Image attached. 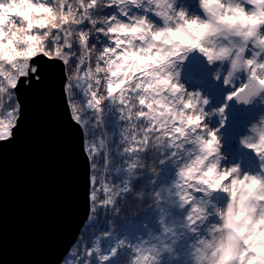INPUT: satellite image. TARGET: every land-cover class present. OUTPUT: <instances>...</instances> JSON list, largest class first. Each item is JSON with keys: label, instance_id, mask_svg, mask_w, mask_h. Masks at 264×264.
<instances>
[{"label": "clouds", "instance_id": "obj_1", "mask_svg": "<svg viewBox=\"0 0 264 264\" xmlns=\"http://www.w3.org/2000/svg\"><path fill=\"white\" fill-rule=\"evenodd\" d=\"M0 5V68L41 25L72 45L70 104L95 182L78 264H264V0Z\"/></svg>", "mask_w": 264, "mask_h": 264}, {"label": "water", "instance_id": "obj_2", "mask_svg": "<svg viewBox=\"0 0 264 264\" xmlns=\"http://www.w3.org/2000/svg\"><path fill=\"white\" fill-rule=\"evenodd\" d=\"M69 119L53 86L29 100L17 139L0 143V264H62L91 215L86 134Z\"/></svg>", "mask_w": 264, "mask_h": 264}, {"label": "snow or ice", "instance_id": "obj_3", "mask_svg": "<svg viewBox=\"0 0 264 264\" xmlns=\"http://www.w3.org/2000/svg\"><path fill=\"white\" fill-rule=\"evenodd\" d=\"M2 7L4 6L0 5V8ZM110 7L114 9L116 5L113 4ZM129 16L130 13L124 11L119 13V17L125 22H127ZM85 23H87V20ZM110 23L115 24V20L110 21ZM133 23L135 24L137 21H133ZM190 23L194 24L195 21ZM111 32L116 33L117 28H111ZM80 35L85 42L92 39L85 37L83 33H80ZM155 35L158 38L160 34L156 33ZM17 39L22 41L23 48H17L15 44H12L15 55L5 53L4 56L8 61V65L7 68H0V101L7 99L6 105L0 103V143L4 145L14 142L20 134L25 118L26 105L29 100L36 95L49 91L53 86H55L57 91L59 104L67 113L68 118L70 114V123L75 121L76 124L80 125L78 123L79 118L75 115L70 104V83L67 74V65L70 60L65 53L72 45L69 43L68 34L63 32L59 27H53L51 31H48L41 25L40 32L36 34L27 33L23 37L17 36ZM119 43V40L112 42L106 51L109 53H113L114 50L118 51L116 45ZM2 44L3 41L0 40V45ZM168 82V77H162L159 81V83L164 85H168ZM175 88L179 90L178 85ZM204 103H207V101H204ZM188 106H191V101H188ZM198 119V117H188V122L189 124H194ZM182 131L183 129L181 128L176 129L177 133H181ZM210 135L214 139L216 134L210 133ZM81 152L83 155L86 153V165L84 169L85 209L86 212H93L92 203L95 199L93 187L95 182L92 175H89V170L92 172V168L88 155L89 149L86 144L81 149ZM78 255L79 246L73 247L61 259L64 261V264H69L66 257L71 256L72 264H78ZM115 255L114 251L113 256ZM102 259L106 264H113L112 258L108 256H104ZM115 264H119V262L116 261Z\"/></svg>", "mask_w": 264, "mask_h": 264}, {"label": "trees", "instance_id": "obj_4", "mask_svg": "<svg viewBox=\"0 0 264 264\" xmlns=\"http://www.w3.org/2000/svg\"><path fill=\"white\" fill-rule=\"evenodd\" d=\"M84 231H85V228L82 230L81 237H80V239L78 240V242L76 243V245L74 247H77V246L80 245V242L82 240V237L84 236ZM142 236H143L144 239H147L148 238L146 232L145 233H142ZM66 258L69 261V264H72V257L71 256H67ZM63 264H64V262H63Z\"/></svg>", "mask_w": 264, "mask_h": 264}, {"label": "rangeland", "instance_id": "obj_5", "mask_svg": "<svg viewBox=\"0 0 264 264\" xmlns=\"http://www.w3.org/2000/svg\"><path fill=\"white\" fill-rule=\"evenodd\" d=\"M63 264V263H62Z\"/></svg>", "mask_w": 264, "mask_h": 264}]
</instances>
